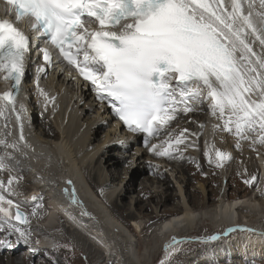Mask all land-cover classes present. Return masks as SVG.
<instances>
[{
	"label": "snow or ice",
	"instance_id": "1",
	"mask_svg": "<svg viewBox=\"0 0 264 264\" xmlns=\"http://www.w3.org/2000/svg\"><path fill=\"white\" fill-rule=\"evenodd\" d=\"M7 3L16 6L17 22L25 16L34 18L32 28L43 31L64 60L91 82L97 98L107 101L130 131L147 133L149 137L158 135L166 123L176 118L178 110L186 114L194 110V102L208 99L214 116L223 118L228 113L225 131L232 132L234 128L239 139L259 131L258 139L252 143L264 145V56L253 50L254 41L248 39L249 35L254 36L264 46V35L258 34L252 13L243 14L238 0H232L231 12L224 14H218L219 9H212L205 0ZM92 24L98 27L91 29ZM29 50L30 37L10 19L0 18V72L6 73L4 78L12 82L13 89L0 94V101H6L12 111H16V96L21 92ZM41 51L50 63L49 51ZM254 95L260 99H253ZM22 130L21 125V140ZM184 132L187 129L180 137ZM175 143L179 145L183 140L178 137ZM150 150L161 156L172 155L163 144L150 145ZM215 155L218 166L230 158L218 149ZM5 167L0 160V169ZM74 193L73 189L76 202ZM2 202L5 197L0 194ZM6 203L8 208L0 207V214L6 218L3 223L10 224L13 216L26 222L18 204L14 205L11 199ZM13 206L15 213L11 211ZM15 231L28 242L24 231Z\"/></svg>",
	"mask_w": 264,
	"mask_h": 264
},
{
	"label": "rangeland",
	"instance_id": "2",
	"mask_svg": "<svg viewBox=\"0 0 264 264\" xmlns=\"http://www.w3.org/2000/svg\"><path fill=\"white\" fill-rule=\"evenodd\" d=\"M70 97L71 95H68L67 101L63 104V108L64 110L67 109V113H69L70 111V108L68 107V104H67L69 103ZM70 104H74V98ZM83 106L84 104L82 106L78 105L77 108L81 110ZM94 111L96 110L94 109L93 112ZM208 111H210L209 108H208ZM46 114H43V115L45 116ZM84 114L85 116L83 120L77 121V125L81 124L83 128L84 126L90 127L89 126L90 123L87 122V120L91 118V116L89 115L88 112L83 111V115ZM205 114H209V113H205ZM49 119H50L49 122L51 123V125L55 127L53 128V131L55 130L54 132L56 133V136L50 139H54L55 141L54 144H56L55 148H58L59 150L63 146L64 141L61 140L59 136L60 134H58L59 127L57 123L55 125L53 124L55 122L54 116H50ZM95 119H98V117H96ZM196 119H199V116L198 117H188V118H185V120L181 121L177 126L176 125L173 126V129L177 130V132L176 134H170L171 136H169L168 141L170 142V144H173L172 146L175 148V150L177 149L176 151L178 150L187 151L188 150L187 152H189L190 149L188 145L185 144L187 138L189 137L190 134H196L200 128H203L202 124L194 123ZM218 119H219V122H221L220 117H218ZM222 120L223 121L220 123V125L222 126V129L219 130L221 131L222 134H212V136H213V139L217 140V145L219 146V148L222 149V150L220 149L218 150L223 151L226 154L229 153L230 155L228 154V156L230 158L220 161L219 168L211 167L212 165L211 163L215 164V161H211V163H208L210 161L209 156L206 155V158H205L200 153L198 157L195 158L191 152L189 153L192 155V157L181 156V154H172L171 158L175 157L172 160L173 162L170 161L167 165L165 164L166 165L165 167H163L162 164H161L162 165L161 168H159V165L148 164L153 171L159 172V173L162 172L161 176L160 175L159 176L163 177L162 181L155 178V179H152V182H150L151 184L150 183L147 184V186H152L151 193L147 194L148 198H142L145 203L142 205L147 206L146 204L148 203V205H150L147 207L148 211L146 210L144 211V207L140 208L141 212L137 210L135 211L134 210L135 207L132 205L135 198L137 197L136 194L138 190H140L139 184L146 181L145 177H147L148 179L152 178V177H149L147 173H145L147 172L145 169L138 170V167H136L137 165L136 163H138V161H136L138 157L135 151L136 147H133V149H131L130 151L126 150V152L123 154V152L119 150L118 148L121 146V143L116 142V139H113L112 136L110 135V133L113 134L114 129L113 128L108 129L109 127H105L102 129V128H97V126H91V128L88 129L89 139H90V136H93L97 133L93 138V140L94 139L95 140L92 141L93 148L97 149V154L94 157L91 165L90 163H85V161L88 162L90 161L89 159L93 157V155L89 153V151H87V153L85 152L86 154L80 155L81 156L80 158L79 153L75 150L73 151L72 150L73 147L71 149L69 145V151H70L69 155H71L69 156V159L75 165L78 164V166L76 167L77 168L76 172L81 177L80 179L83 182L84 186H85V183H84L85 179H87L88 182H93L94 177H95L96 181L98 182L100 181L99 176H97L96 174L97 168L96 166L94 167V161L97 160L98 156L102 155L101 158L110 157V159L116 158V159L125 161L123 165L118 162L117 166L119 167L117 169H120L119 172L121 173V178L116 179V181L113 184L114 187L113 185L106 186L105 188H99L96 186L95 187L96 194L93 193L92 191L90 192H88L87 190L86 191L89 194L88 197L93 198V200H95L98 203H104V198L106 199L109 197L110 199L112 198L111 200H113V202L115 203L114 205L117 211H114L113 209L111 210L109 208L110 206L108 207L106 203H104V208L106 209L108 213L111 214L112 217L115 218V220L118 222L119 225H122L124 230L125 229L127 230V232L129 233L128 235L131 236L130 237L131 239L129 238L130 240L129 239L128 240L131 243H133L132 246H133L134 251L132 250V253L135 254L134 255L135 259L133 260V262L132 261L130 262L128 260H127L128 262H125L127 259V255H128V258L130 255V259H132L131 254L130 253L127 254L128 250L130 251V248H128L129 244L126 250L122 249L123 247H121V251H120L121 253L119 252V254H115V250L113 248H108V251L106 253L111 255L109 256V258L111 257V260H107L108 256L106 253L103 255L106 258L104 259L100 253L101 251L98 249V247H96L89 240L88 235H87L88 237L87 236L85 237L87 241L83 239L82 236L85 235L86 233L85 229L88 231V226H86V223H87L86 220L88 218L84 217L81 213H79L78 208H75V210L73 208L74 211H72L71 209V212H68V214L67 213L65 214L69 216L68 217L64 216L65 218L64 219L63 216L57 213V210L59 209L57 210L55 209L54 205L51 204L50 199H49L48 207L47 205H45V201L41 199L42 194L43 196L47 195L48 197L47 192L49 193L48 190L49 188H51V186L47 184L48 182H50V180H48L49 178L63 177L67 179L69 177L67 175L68 165L67 166L65 165L67 161H64V164H63V162L61 161L62 159H60L58 160V164H56L54 152L53 151L50 152L49 151L50 146L44 142V138H47V137L44 136L43 134H39L41 130L43 131L45 130L41 124L40 125L41 130H38V129L36 130L37 135L35 138L41 141V142H38V144H40L42 148H39L37 145H30V147H25V150L26 152L32 153L33 155L40 157L39 160L41 162L43 161L42 163L44 167L49 170L48 172L50 174L44 175V174H41V172H39L38 175H35L36 173H33L31 177L35 178L36 180L29 179V182H27L24 180V179H28V176L25 172H20L18 174L12 173L11 178H14L13 179L14 182L12 184H8L9 178H8V170H7L6 173H4L5 175L3 173H0V181L3 182V187L2 189H0V191L2 195H6L10 197L12 196L11 191L13 192V190H15L18 193H26V191L28 190H33L37 193L39 191V194L41 197H39L38 195L39 200L37 199L38 201L36 202V204L31 207H29V205H26V207H28L26 208V213L29 218L31 228L29 226L28 229L25 230V232L27 231L26 235L29 236L28 242H33L32 232H36L40 236L44 235V239L50 242V244H52L54 247L52 251H46L43 253L36 252L34 254L37 257L28 258V256L25 254V252H23V250L18 251L15 249L17 246L23 243V240L19 238V233L15 231L14 227H12L13 224H11V222L10 224L3 223V221L6 218L3 217L2 215L3 217V219L1 220L2 224H0V231H1L0 233L1 234L0 236L1 237L0 238V264H4V263L5 264H198L196 263V261H194L196 258H199L201 255H203L202 253L204 254L208 252L214 253V251L218 247H221V248L225 247L224 248L225 254L228 255V253H230L231 251L233 255L227 256L229 258L226 257L222 260H219V261L217 260L218 262H216L217 257L216 258L210 257L209 259L211 260L210 264H216V263L217 264H224V263L225 264H240L242 259L240 260L238 259V257H240L241 253H244L245 255L244 257H246L247 259L246 262L250 261L245 264H253V263L264 264V257H258V259H260L258 262L257 260L255 261L252 259L253 257H252L251 250L248 249L247 246L240 245L241 244L240 242H239L240 244L236 243V246L233 245V243H231V242H234L235 240L239 241L241 238L243 239L245 238L243 237L245 236L244 231L241 230L243 229L244 225L236 226V230L232 233H231L232 230L230 229L229 226H223V228L225 229V232H227V234L224 236L225 232H223L222 234L223 228L221 229L219 228L220 230H218V227H216V224H215L216 222L211 221V219H204L201 222H199L196 230L192 231L190 234H187V235L183 234L182 235L183 244H179L178 246L176 245L175 247H172L171 252L168 255H165L163 253V250L161 251L162 239H159L158 237H156L154 233V226L156 227V224L158 222L164 219H167L171 216H175L179 214L180 211L182 212L184 208H188L194 211L208 212L215 205L220 204L221 202L225 203V200H228V199H232V200L240 199V200H245L246 202L247 199L250 198L251 193L257 189L258 183L264 180V177L261 176L259 178L260 179L259 182L257 183L259 172H258V168L256 165V161L259 155H260L259 161L260 163L263 164V162L261 161V158H264V154H261L260 152L262 151L264 152V145H261L259 143H256V144L252 143L253 140H256L255 138L258 139L260 135L259 131L248 134L247 139H239L235 134H226V132H228L224 130L226 120L225 118H222ZM34 121H35V125H33V127L31 128H35V126L38 127L37 124L42 123V120L35 119ZM65 122L66 121H64V123ZM101 123L103 125L105 124V122L103 121H101ZM190 123L194 124V130L191 132L188 131L189 134L187 133L183 135V137H180L179 131H181L182 129L184 130L185 126L189 125ZM106 124L108 123L106 122ZM111 125L113 126V124ZM217 126L218 125L215 124V127ZM208 128L209 126L204 127V132H205V138L209 140V138L206 137L207 135H211L209 134L210 130ZM29 129L26 132H28V134H32L30 133L31 129L30 130ZM191 129H193V127ZM222 131H224L225 133H223ZM83 132H85V129L83 130ZM71 135L72 134H70V136ZM164 135H166V133L163 134L162 137L160 138L161 143L166 138V136L163 137ZM14 136L15 134H9L10 139H12ZM70 136L69 138L71 139ZM107 136L109 137V139L110 138L113 139L112 141L113 143L110 142L111 143V144L109 143L110 145L105 142V141L108 142ZM178 137H180L183 140V143L179 145L175 143V139ZM104 138L107 140L104 141ZM48 139L49 137L47 138V140ZM195 139H196L195 144L200 145L201 143L200 141L197 144V140L199 138L195 137ZM246 145H248L249 147L248 149H244ZM115 147H117L118 149ZM44 148H46L47 150H44ZM98 148H101V149L98 150ZM244 150H246V153H244ZM26 152H23V153L19 152V154L22 155L26 161H30V159L26 157H30L32 160H34L33 156ZM55 152L56 154H59V151L55 150ZM242 152L246 155H249V158L246 157L245 159L246 164L244 165H240L241 159L239 157L240 155H242ZM122 157H125V160H123ZM200 157L203 161L202 165H199L196 162V160H198ZM213 157L216 160L215 153H213ZM80 159L82 160V162L84 160V162L81 163ZM143 159H145V156H143ZM155 159H159V158H155ZM132 160H134L135 162L132 163ZM187 163L189 166L185 167ZM82 164L87 165V166H83L81 169L84 174L80 170ZM143 168L145 167L143 166ZM127 170H128V173H127V176L125 177V173L127 172ZM43 177L46 178L44 179L45 181L42 179ZM253 177H256V179L253 180L252 179ZM121 179L123 180L122 183L120 182ZM246 181H250V183H246ZM126 182H127L128 188L131 190H129V192L125 194L123 200H121L123 197H120V200L123 203V205H121L120 200L117 198V194L120 191V189L124 188L123 185ZM53 183L55 185V183L57 182L52 181L51 184ZM21 189H23V192ZM105 189L106 191H104ZM148 191L150 192V189ZM262 192L264 195V191ZM54 193L56 195V193L58 192L54 191ZM14 194L17 195L16 193ZM80 196L87 200V197H85V195L81 192H80ZM77 198L79 199V202L82 203L84 208L86 205H88L86 202L84 203L83 199L80 198L79 196ZM8 199L9 198L5 197V202L0 203V207L4 203L7 204L6 201ZM19 201L22 202L21 199H16L14 204H16V202H19ZM259 202L261 203L262 201H259ZM86 207L89 209V206H86ZM49 211L52 212V213L50 212L51 214H54L55 216L54 221L57 220V227L53 229L52 232L51 231L44 232V230L38 229L36 226H34L33 223L37 222L40 219L42 220L44 213H45L44 214L45 217H46V214L49 215L48 213ZM129 212H131V215H133V217L130 216ZM253 215L255 214L253 213ZM240 217H241V214L239 213L238 218ZM70 218L75 220V222L73 223L70 220ZM29 221H27L26 224L29 225ZM242 223L243 222H241L240 224ZM195 224L196 223H194L193 227L195 226ZM17 228H19L22 231L20 227H17ZM255 228L257 229L264 228V221H261L260 224L256 221V222H253L251 225H249V229L253 230ZM28 232H31V233H28ZM82 232L84 234H82ZM211 237H217V238L211 239ZM170 238L172 237L170 236ZM36 241H37V238H36ZM168 241L167 240L166 242L163 241V243L166 244ZM118 244H119L118 242H113L112 246H118ZM231 244L233 245V247ZM9 249L14 250V251H10ZM112 255L115 256L116 258L115 257L113 258Z\"/></svg>",
	"mask_w": 264,
	"mask_h": 264
},
{
	"label": "bare ground",
	"instance_id": "3",
	"mask_svg": "<svg viewBox=\"0 0 264 264\" xmlns=\"http://www.w3.org/2000/svg\"><path fill=\"white\" fill-rule=\"evenodd\" d=\"M213 2H214V0L212 1V3ZM221 4L223 5L222 7H221ZM213 5H215V4H213ZM216 8L220 9V10L222 9V10L228 12L229 9H230V6L224 4L221 1V2H219V6L216 7ZM218 14H220V12ZM0 18H4V17L0 15ZM259 21H260L259 23L262 24L261 29L264 31V20H262L260 18ZM260 31H258V33H260ZM34 32H37L36 33V39L38 40L40 32L37 31V30H34ZM30 44H31V40H30ZM253 50L258 55L264 56V46H262V45L260 46V43L254 42L253 43ZM30 51H31V49H30ZM36 51H37V48H36ZM52 51L53 50L50 49V52H52ZM55 55L56 54L52 55V58H51L53 63H54ZM252 59L254 61L255 57H253ZM57 67L58 66H56L53 71H56ZM26 75H31V74L27 73ZM57 78L58 79L53 78V79H51L48 82L49 86L53 87V91L52 92L49 89V86L47 87V85H46V82L49 79L42 83V87H43L42 88V90H43L42 92H43V94L41 92L38 95L39 98H37V100L36 99H32V100L25 101V100L22 99L21 96H19V95L16 96V99H18V100L15 101L16 104L18 103V101H20L22 104H26V105L30 106L29 109L25 111V113L23 115V120L27 123V127L31 129V130L30 129L29 130H30V133H32V134H25V124H24L23 125V130H22V134H23V137H24L23 140H21V138H20L21 137V132H20L21 128H19L20 123L22 122V119H19L17 121L18 113L16 111H13L14 116H13V118L10 121L9 120L10 113L8 111H6V110L9 109V107L4 105V103H3V106H2V101H0V109H3V114L0 115V148L1 147L3 148L4 154H5L3 157H0V158H2L0 160H3V162H4V164L6 166L13 165V166L16 167L15 170L14 169H9L8 170V178L9 179L11 178L12 173H14V174L16 173V169L17 170L20 169L21 171L27 172L28 173L27 175H28L30 180H36L35 178L31 177L33 173H36L35 175H38L39 172H41V174H44V175L50 174L48 172L49 170L44 167V165L42 163L43 161L41 162L39 160L40 157H38L36 155H33L32 153L26 152L25 147H30V145H37L39 148H42L41 145L38 144V142H41V141L35 138L36 135H37L36 130L37 129L41 130V127H40L41 124H42V127L45 130L44 131L41 130L39 134H43L44 136L49 137V139L52 138V137L54 138L56 136V133L54 132L55 130L53 131V128H55V127H52L51 123L49 122L50 121L49 117L50 116H54L55 122L53 124L55 125L57 123V125L59 127V131H58L59 133L58 134H60L59 136H60L61 140L64 141V144L58 150V148H55V145H56V144H54L55 141H52V140L49 141V140H47V138H44V137L43 138H44V142L50 146L49 147L50 148L49 151L50 152H52V151L54 152L56 164H58V160H60V159H62L61 161L63 162V164H64V161H67V163L65 165L66 166L68 165L67 175L69 177L67 179H65L63 177H55V178H49L48 179V180H50V182H48L47 184H49L51 186V188H49V190H48L49 193H50V196H51L50 197L51 204L54 205L56 210L59 209V211H61V213L65 217L69 216V215H65V214L66 213L68 214V212H71V209H72V211H74L75 208H78L79 209V213H81L84 217L88 218L86 220V222H87L86 226H88V231L85 229V231H86L85 235H83V236L80 235V236H82L83 239H85L87 241V239L85 237L88 235L89 236V240L96 247H98V249L101 251L100 253H101V255H102V257L104 259H106V258L103 255L108 251V248H113L115 250V254H119V252L121 251V247H123L122 249L126 250V248L128 247V244H129L128 248H130V251L128 250L127 254L130 253L132 259H130V255H129V258H128V255H127V259H126L125 262H128V261H130V262L132 261L133 262V260L135 259L134 258L135 254L132 253V250H133L132 244L133 243H131L129 241L131 239L130 238L131 236L128 235L129 233L127 232V230L126 229L124 230L122 225H119L118 222L115 220V218L112 217L111 214L108 213L106 211V209L104 208V203H106L108 207L110 206L109 208L111 210L113 209L114 211H117L115 209V205H114L115 203L113 202V200H111L112 198L111 199H110V197L107 198V199L104 198V203H98L95 200H93V198H89L88 197L89 194L86 191V188H85L83 182L80 179L81 177L76 172V169H77L76 167L78 166V164L75 165L69 159V156H71V155H69L70 154L69 145H70L71 149L73 147V149H72L73 151L75 150V151H77L79 153V156L83 155V154H86L87 151H89V153H91L93 155V157L91 159H89L90 161H88V159H87L88 162L85 161V163H90V165H91L94 157L97 154V149L93 148V145H92V141L95 140V139L93 140V138H94V136L97 133L95 135H93V136H90V139H89L88 129H90V127H85L84 126V128H83V126L81 124L77 125V121H82L84 116H85V114L83 115V111L88 112V113H92L94 109L97 111L98 119H94V123L98 124L97 128H101V125H100V124H102L101 121L108 122V118L109 117L105 116V114L103 113V109L100 106L102 101L97 98V92L92 93V92H90V91H88V90H86L84 88H81V86H75V87L78 88V89L77 88L75 89V88H73V86L69 82L64 85L63 84V77L62 78L61 77H57ZM43 79H45V78H43ZM7 86H8L7 84H0V89H4ZM22 90H23V92H25L26 89H22ZM28 90L30 91V93H34L35 94L34 89L32 87L28 88ZM48 94L49 95H53V98H54L53 103L55 102L53 105L44 104L45 102L50 100V98L46 97ZM88 94H92V96L94 97V102L89 101V99H87V95ZM68 95H71L69 103H67L68 107L70 108L69 113H67V109L64 110V108H63V104L67 101V96ZM92 96L90 98L93 99ZM58 97H59V100H57ZM73 98H74V104H70L71 101L73 100ZM252 98L253 99H260V97L257 96V95H254ZM83 100H84V103L82 102ZM83 104H84V106L82 107L81 110H79V108H77V106L78 105L82 106ZM208 108H209V106H208ZM41 112L42 113L43 112H47V114L44 116L43 114L41 115ZM193 114H197L196 111H194ZM227 116H228V113H226L223 118H225V120H227ZM20 117H22V116H20ZM188 117L189 116L181 117V120L177 121V123L175 125L177 126L181 121L185 120V118H188ZM35 119L42 120V123H38L39 124V125L37 124L38 127L35 126V128H31V127H33V125H35V121H34ZM90 119L91 118H89L87 120V122H89ZM201 119H202V116L199 117V121H201ZM220 119H221V122H222L223 121L222 118H220ZM64 121H66V122L64 123ZM203 122L204 121H201L200 123H202L204 125V127H208V126L215 127V124H217L218 125L217 127L220 128V130L222 129V126L220 125L221 122H219V119L216 116H212V119L210 121L208 120L206 123H203ZM90 123H91V120H90ZM8 126H9L10 130L7 129ZM12 127H14V128L18 127L17 128V132H20V134H18L16 132H13V129H11ZM114 127H115V129H114L113 135H111V134L110 135L112 136L113 139H116V142H120L121 143V146L118 147V148H119V150H122L123 154H124L126 152V150H129V148L131 149L132 147H130V145H129V143L127 141H124V145H122L123 144L122 135L119 134V131L117 129V124H113V128ZM192 127H193V129H191ZM84 129H85V132H83ZM185 129H187V132H184V135L187 134L188 131L191 132V131L194 130V124L190 123L189 125H186ZM208 129L210 130L209 134H215V130L210 129V127ZM5 130H6V132H8V134H2ZM179 132L180 133L183 132V129L181 131H179ZM9 134H15V136L17 138H14L15 137L14 136L12 139H10ZM70 134H72V135L70 136ZM73 134H75V135H73ZM226 134H235V130H233L232 132H226ZM248 134H250V133H248ZM69 136L71 137V139L69 138ZM206 137L211 139L212 136L211 135H207ZM112 138L109 139V137H108V144L113 141ZM160 138L161 137H159L157 140H153L146 148L142 147L141 145H139V147L135 148V151H136L137 156H138L137 159H136V161H138V163H136L137 164L136 167H138V170L145 169L147 171L145 173H147L149 175V177H152L151 179L150 178L148 179L147 177H145L146 181L142 182L141 184H139L140 190H138V192L136 194L137 197L135 198V200H134V202L132 204L135 207V209H134L135 211L137 210V211L141 212L140 208H143V207H144V211L145 210L148 211L147 207L150 206V205H148V203L146 204L147 206H143L142 205V204H145L142 198H148L147 194L151 193L152 186H147V184L152 182V179H155V178H157L160 181L163 180V177H160L162 172L159 173V172L153 171L148 164L159 165V168H161L162 165H163V167L166 166L165 163H162L163 160L157 161V159H155V158L164 159V161L167 162V163H169L170 161L173 160V158H175V157L171 158V156L168 157V156L157 155L154 151L150 150V145L159 146V145L163 144L164 148H167L171 152V154H181V156L192 157V155L189 152H187V151H184V150L176 151L177 149L175 150V148L172 146L173 144H169V141H168L167 137L163 140L162 143L160 142ZM198 138L199 139L197 140V144H198L199 141L201 142V138L200 137H198ZM129 139H131V138H129ZM105 140H107V139H105ZM131 141H135V140L132 139ZM195 142H196V139H195ZM71 143H73L74 145L71 144ZM114 143H115V141H114ZM105 144H103V145H105ZM248 148H249L248 145H246L244 147V149H248ZM99 149H101V148H98V150ZM160 149H159L160 151L164 150L163 148H160ZM44 150H47V149L44 148ZM55 150L59 151V154H56ZM19 152L20 153L26 152V153L32 155L33 159L35 161L32 160L30 157H26V158L30 159V161H26L25 158L22 155L19 154ZM244 153H246V150H244ZM244 153L242 152V155H240V157H239L241 159L240 165L246 164L245 159H246V157L249 158V155H246ZM260 153L264 154L263 151L260 152ZM101 156L102 155L98 156L97 160L94 161V167L96 166V168H97L96 169V174H97V176H99V178H100L99 180L100 181L99 182L96 181L95 177H94V181L93 182H88L87 179H85V181L87 183V186L89 187V189L93 193H95V187L96 186L99 187V188H105L106 186L113 185L114 182L116 181V179L121 178V173L119 172L120 169H117L119 167L117 165H118V162L120 164H122V165L125 163V161H122V160H119V159H116V158L115 159H110V157L101 158ZM143 156H145V159H143ZM259 157H260V155L258 156V159L256 161V165H257L258 172H259V177L257 178V183L259 182V180H260L259 178L261 176L264 177V158H261V161L263 162V164H262L259 161ZM80 158H81V156H80ZM103 159H104V161H103ZM122 159L125 160V157H122ZM80 161H81V163L84 162V160L82 162L81 159H80ZM134 162L135 161L132 160V163H134ZM196 162L199 165L203 164V161H202L201 157L198 160H196ZM142 165L145 168H143ZM26 166L29 167L30 170H27ZM83 166H87V165H83L82 164L80 170L82 169ZM188 166L189 165L187 163L185 165V167H188ZM81 172H82V170H81ZM127 173H128V170L125 173V177L127 176ZM42 179H46V178L43 177ZM52 181L53 182H57V183H55V185H54V183L51 184ZM69 181H71V183H69ZM122 181L123 180L121 179L120 182L122 183ZM257 183H256V185H257ZM113 187H114V185H113ZM123 187H124L123 189L119 188L120 191L117 194V198L119 200H120V197H123L121 199V200H123L125 194L127 192H129V190H131V189L128 188L127 182L123 185ZM148 187L150 189V192L148 191L149 190ZM65 189L68 190L67 193L65 192ZM73 189L75 190L74 194H75V201L76 202H73V198H72ZM21 190L23 192V189H21ZM54 191L55 192H61L64 196H57L56 197ZM262 191H264V180L262 182L258 183L257 189L254 190L251 193L250 198L247 199L246 202H242L240 199H235V200H232L230 202H225V203L221 202L220 204L215 205L208 212H205V211H194V210H191V209H188V208H184L182 210V212L180 211L179 214H177L175 216H171V217H169L167 219H164V220L158 222L156 224V227L154 226V233H155L156 237H158L159 239H162V241H161V243H162L161 244V247H162L161 251L163 250V253L165 255L170 254L172 247H175L176 245L178 246L179 244H183V239H182L183 236L182 235L183 234H185V235L190 234L192 231L196 230L197 225L199 224V222H201L204 219H211V221L216 222L215 224H216V227H218V230L223 228V226H229L230 229L232 230L231 233L234 232L233 229H236V226L244 225L243 229H249V225H251L253 222L257 221L260 224L261 221H264V195H263ZM80 192L83 193L85 195V197H87V200L80 196ZM25 195H27V193H23L22 194V196H25ZM38 195H40L39 191H38ZM38 195H35V196L38 197ZM48 196H49V194H48ZM78 196L83 199L84 203L86 202L88 204V205H86V204H84V205L89 206V209L86 206L84 208L82 203L79 202V199L77 198ZM48 198L49 197H47V195L43 196V194H42V198L41 199L46 201ZM30 200H32V199H30ZM107 200H109V201H107ZM121 200H120V203H121V205H123ZM131 200H132V198H131ZM37 201L38 200H36V202ZM259 201H262V202L260 203ZM231 202H234V203H231ZM16 204L19 205V210L20 211L23 210L26 213V205L23 204V202L19 201V202H16ZM16 204H14V205H16ZM45 205H47V204L45 203ZM53 205H51V206H53ZM8 207L9 206H7L6 208H8ZM73 208H74V210H73ZM69 209H70V211H69ZM14 210H16L15 206H13L11 208V211H14ZM50 212L51 211H49L48 212L49 215L46 214V217H45V218L48 219L47 223H45L43 225H40L39 227L43 228V226L44 227L48 226L50 222L54 221V217L55 216H54V214H51L52 212L51 213ZM239 213L241 214V218L244 219L242 225L239 224L241 222L238 223V219H239L238 218V214ZM253 213L255 215H253ZM129 214H130L131 217H133V215H131V212H129ZM141 214H143V213H141ZM134 216H135V214H134ZM12 219H15L14 216H13ZM70 220L73 223L75 222V220H73L71 218H70ZM26 222H27V220H26ZM194 223H196V224L193 227ZM224 224H226V225H224ZM27 225L28 224L24 225L22 223H19V224H15V226L12 225V227H14V228L24 227V230H27L28 227H29V226L27 227ZM233 225H236V226H233ZM30 228H31V226H30ZM222 230H223L222 231V234H223V232H225V229L223 228ZM0 233H1V231H0ZM82 234H84V233L82 232ZM226 234H227V232L224 233V236ZM244 234H245V236H243V237H245L244 239L241 238L239 241L235 240L234 242H231V243H233V245L236 246V243L240 242L241 243V244L239 243L240 245L247 246L248 249L251 250L252 257H253L252 259L255 260V261L257 260V262H258L260 260V259H258V257H264V228H260V229L255 228V229H253V231H244ZM0 236H1V234H0ZM170 236L172 238H170ZM118 240H120V241H118ZM166 240L167 241L169 240V241L166 244L163 243V241L166 242ZM210 240H208V241H210ZM112 241L113 242H118L119 243L118 246H112V244H113ZM174 241H176V242L174 243ZM40 243L41 244H48L49 242L46 239L43 238V241H41ZM233 245H232V247H233ZM166 248H167V250H166ZM224 248L218 247L214 251V253H212V252H208V253H205V254L202 253L203 255H201L199 258H196L194 261H196V263H198V264H210V262H211V260H209L210 257H214V258L217 257L216 262H218L219 260H222V259L226 258L229 255H233L231 253V251H230V253H228V251H227L228 255L225 254ZM217 251H218V253H217ZM36 252L40 253L39 251H37L35 249H31V250L28 251V253H25V254L27 256H29V254H33V253H36ZM107 256H108L107 260H111V257L109 258V256H111V255L107 254ZM244 256H245L244 253H241V255H240V257H238V259L241 260V258H242V259L245 260L246 257H244ZM248 256H249V254H248ZM102 257H101V259H102ZM114 257L115 256H113V258ZM227 258H229V257H227ZM247 262H250V261H247ZM247 262L246 261L242 262V260H241L240 264H245ZM253 264H255V263H253Z\"/></svg>",
	"mask_w": 264,
	"mask_h": 264
},
{
	"label": "clouds",
	"instance_id": "4",
	"mask_svg": "<svg viewBox=\"0 0 264 264\" xmlns=\"http://www.w3.org/2000/svg\"><path fill=\"white\" fill-rule=\"evenodd\" d=\"M180 120H181V118H179ZM174 126V125H173ZM216 128V130H220V128H218V127H215ZM113 129H115V127L113 128ZM117 129H118V131H119V134H121L122 135V141H123V144L122 145H124V141H127L128 143H129V145H130V147H132L131 149H133V147H139V145H141L142 147H144V148H146L152 141H153V139H151V140H149L148 142H144V143H142V141H141V135H131V134H127L126 133V131H123L122 130V128H121V126L120 127H117ZM170 129H173V127H171ZM169 130V129H168ZM167 130V131H168ZM111 135H113L112 133H110ZM47 137V136H46ZM48 138V137H47ZM129 138H131V139H129ZM132 139H134L135 141H131ZM48 140H52V141H54V139H48ZM104 141H105V138H104ZM106 142V141H105ZM107 144H108V142H106ZM115 148H117V147H115ZM118 149V148H117ZM130 148H129V151L131 150ZM102 150H104V149H102ZM101 151V150H100ZM99 151V152H100ZM122 151V150H121ZM123 152V151H122ZM24 167V166H23ZM20 172H25V171H21L20 169L19 170H17L16 171V173L15 174H18V173H20ZM6 173V172H5ZM84 183L86 184L85 186H86V190L88 191V192H90L91 190L89 189V187L87 186V183L84 181ZM104 191H106V189L104 190ZM103 191V192H104ZM1 192V191H0ZM16 193L17 195H19V196H17V195H15L14 193ZM13 192L11 191V197L10 196H6V195H3L4 197H7V198H9V199H11L14 203H15V201H16V199H21V201H23V198H24V196H22V194L23 193H18V192H16L15 190H13ZM57 195H60V196H64L61 192H58V193H56ZM49 199H50V197L47 199V201H45V203H47V206H48V204H49ZM1 207H4V208H6L7 207V204H3V205H1ZM17 210V209H16ZM20 211V210H19ZM13 212V211H12ZM21 212H23V211H21ZM26 218V217H25ZM3 219V217H2V214H0V224H2V222H1V220ZM26 220L27 221H29L27 218H26ZM11 222V224H13V222H12V220L10 221ZM15 224H17V223H14L13 225H15ZM25 224H26V222H25ZM24 224V225H25ZM34 226H35V223L33 224ZM28 226H31L30 225V221H29V225H27V227ZM57 227V225H55V227L53 228V229H55ZM21 229H22V231H24L25 232V230H24V228L23 227H20ZM52 229V230H53ZM26 234H27V232H25ZM28 233H31V232H28ZM32 237H33V242H27V243H25L24 241H23V243L21 244V245H19V246H17L19 249H21V250H23V251H26V250H30V249H35V250H38L40 253H43V252H46V251H52L53 250V245H49V244H41L40 242L41 241H43V239H42V237H40V235L38 234V233H36V232H32ZM36 238H37V241H36ZM16 247V248H17ZM15 248V249H16ZM17 250V249H16ZM10 251H14V250H10ZM20 251V250H19ZM35 257H37L34 253L33 254H29V256H28V258H35Z\"/></svg>",
	"mask_w": 264,
	"mask_h": 264
},
{
	"label": "water",
	"instance_id": "5",
	"mask_svg": "<svg viewBox=\"0 0 264 264\" xmlns=\"http://www.w3.org/2000/svg\"><path fill=\"white\" fill-rule=\"evenodd\" d=\"M11 108H9L8 110H10ZM22 119V122H24V120H23V118H21ZM19 128H21V126H19ZM28 127H27V124L25 125V134H28V132H26V131H28ZM17 135V134H16ZM14 138H17L16 136L14 137ZM2 151V149L0 148V152ZM4 155H1L0 157H3ZM35 195H38V193L37 192H35V191H33V192H31L30 194H29V196H28V198H27V201L28 202H31V203H33V202H35L36 201V199L34 200L33 198L34 197H37V196H35ZM30 199H32V200H30ZM17 210H14L13 211V213H15ZM21 212V211H20ZM22 214H23V216L25 217V214L23 213V212H21ZM15 218V217H14ZM12 222L13 223H17V224H19V223H22V224H25V222H22V221H17L16 219H12Z\"/></svg>",
	"mask_w": 264,
	"mask_h": 264
}]
</instances>
